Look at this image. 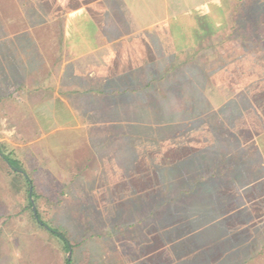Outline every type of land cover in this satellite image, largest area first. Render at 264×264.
<instances>
[{
  "label": "rangeland",
  "instance_id": "1",
  "mask_svg": "<svg viewBox=\"0 0 264 264\" xmlns=\"http://www.w3.org/2000/svg\"><path fill=\"white\" fill-rule=\"evenodd\" d=\"M206 1L219 2L220 12L200 15L202 43L188 49L186 63L172 65L187 72L185 94L178 80H170L173 87L177 82L172 99H181L180 107L152 111L147 94L140 110L122 115L124 126L66 127L29 142L47 130L42 111L27 104L38 96L26 94L21 126L4 124L3 118L20 115L5 112L6 105L18 109L23 101L3 75L15 45L20 55L35 58L32 24L50 18L52 5L0 0V143L32 178L42 219L71 242L66 250L34 223L23 178L15 184L0 161V188L13 213L27 216L17 226L22 233L10 240L13 260L66 264L71 250L73 264H264V124L258 121H264V107L256 109L253 97L264 102V89L257 92L264 83V0ZM6 19H12L9 31ZM168 81L157 79L156 87ZM218 85L231 93L213 95ZM85 113L99 116L91 105ZM99 129L109 134L102 139L108 142L104 153L111 151L93 160L96 170L100 161L105 166L100 175L82 165L100 141L92 136L90 142L87 130ZM121 134L131 136L120 140ZM108 180L118 184L105 192Z\"/></svg>",
  "mask_w": 264,
  "mask_h": 264
},
{
  "label": "crops",
  "instance_id": "2",
  "mask_svg": "<svg viewBox=\"0 0 264 264\" xmlns=\"http://www.w3.org/2000/svg\"><path fill=\"white\" fill-rule=\"evenodd\" d=\"M39 1L52 6L48 13L50 18L44 19L42 16L41 20L39 18L37 23L32 24L36 31V56L29 59L28 56L20 55V51L16 49L18 45H15L14 50L11 49L15 58L11 60L9 68H5L6 73L3 75L5 84L18 86L23 101L18 109H11L6 105L5 112L19 111L20 115L12 113L3 118L4 124L8 122L14 127L21 126L26 94L27 97L34 93L38 96L36 103L27 101V104L42 111L38 117L45 122L43 124L47 130L29 142H37L49 133L54 134L56 130L66 127H82L86 130L92 126H124L122 115L127 111L140 110L142 99L147 94L152 111L161 110L163 104L173 109H177V104L180 107L181 99H172V94L178 95L176 90L181 89L187 72L182 69L177 71V68L172 70V65L186 63L188 49L202 43L204 20L200 15L220 12L219 2L208 4L206 0ZM38 12H42V7ZM21 17L26 20L25 12ZM11 21L12 19L6 23L8 31ZM17 31L24 32L19 27ZM173 78L179 81V89H176L177 82L176 86H170ZM157 79L169 81L157 88ZM31 83L36 87L29 88ZM48 85L50 88H47ZM213 89H217L213 95L220 94L221 89L227 91V94L231 93L230 88L219 85ZM181 94H185L184 90ZM90 105L99 114L97 116L91 113L96 116L93 120L90 113H85ZM108 116L110 120H107ZM101 130H87L86 136L90 138V142L92 136L98 137L100 141L95 143L93 154L84 159L82 165L85 169L91 165L95 169L93 160H102L104 154H111L109 150L106 153L103 151L108 147V142L102 139L109 134ZM125 135L131 136L121 134L117 137L122 140ZM229 151L230 147H227L225 152ZM40 165L43 169V164ZM98 167L95 174L100 175L99 170L105 168L102 161L98 162ZM119 174L125 172L121 170ZM97 184L94 186L95 196L98 192ZM113 184L118 182L108 180L101 187H105L106 192L107 186ZM2 189L0 188V254L3 255V264H8V260L11 261L10 264H29L17 262L15 258L13 260L10 242L15 232L22 233L21 227L17 226L27 216H22L19 211L13 213L10 201ZM137 191L134 194L136 197L139 196Z\"/></svg>",
  "mask_w": 264,
  "mask_h": 264
},
{
  "label": "trees",
  "instance_id": "3",
  "mask_svg": "<svg viewBox=\"0 0 264 264\" xmlns=\"http://www.w3.org/2000/svg\"><path fill=\"white\" fill-rule=\"evenodd\" d=\"M259 19V17H258ZM262 89H264V83L263 86L262 84L259 86V89L257 90V92H260ZM254 99L257 101L256 102V109L259 108L262 109L264 107V102H260L257 99L256 93L254 92ZM263 106V107H261ZM264 112V111H263ZM258 121L260 122V124H264L262 121V118ZM0 151L2 153L3 156L0 157V160H2V162H5V164H7L8 170L10 173L13 174V181L16 184L17 182H19V179L23 178L25 186H26V191H27V196H28V209L31 211V217L34 221V223L39 224L40 227H42L44 230H46L53 238L59 240L60 244L62 245L63 248H65L66 250L71 249V242L68 238V236L58 227H54L53 225L49 224L48 222L44 221L42 219L41 214L36 210V214L37 217L35 216V212L33 210V202L32 200H35V203L38 202V197L39 194L36 192L35 190V186L33 184L32 178H30L29 174L26 173V170L23 168V166L21 165L20 161L14 157L11 156V154L7 153L4 150V146L3 144L0 143ZM10 163V165L8 164V162ZM30 186H33L32 192L30 194ZM45 245V244H44ZM43 245V247H44ZM44 249V248H43ZM0 264H3V255L0 254ZM66 264H73V259L69 260L68 257H66Z\"/></svg>",
  "mask_w": 264,
  "mask_h": 264
},
{
  "label": "water",
  "instance_id": "4",
  "mask_svg": "<svg viewBox=\"0 0 264 264\" xmlns=\"http://www.w3.org/2000/svg\"><path fill=\"white\" fill-rule=\"evenodd\" d=\"M0 155L1 156H3L2 155V153H1V151H0ZM8 162V161H7ZM8 164L10 165V163L8 162ZM32 186H30V194H31V192H32ZM32 202H33V210H34V212H35V215L37 216V214H36V208H35V205H34V201L32 200ZM70 258H71V250L69 251V256H68V259L70 260Z\"/></svg>",
  "mask_w": 264,
  "mask_h": 264
}]
</instances>
